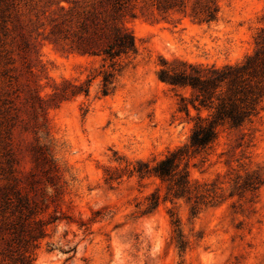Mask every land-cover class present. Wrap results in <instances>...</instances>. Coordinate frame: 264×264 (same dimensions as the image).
Segmentation results:
<instances>
[{
	"label": "rangeland",
	"instance_id": "obj_1",
	"mask_svg": "<svg viewBox=\"0 0 264 264\" xmlns=\"http://www.w3.org/2000/svg\"><path fill=\"white\" fill-rule=\"evenodd\" d=\"M69 1L0 0V94L19 95L11 137L16 166L29 171L36 146L46 142L67 182L63 201H46L60 220L49 226L35 264H264V184L255 197L240 194L234 181L248 172L264 179V110L252 127L224 128L214 149L190 163L193 179L221 187L218 206L193 215L185 200L164 199L160 180L130 176L126 167L129 161L158 160L189 138L192 124L178 111V97L158 79L163 61L240 62L256 48L264 0H217L218 18L211 23L140 1L125 21L138 55L115 91L103 96L97 77L88 96L46 105L49 135L37 140L29 88L46 96L66 79L86 82L100 67L99 57L49 37L51 19ZM204 1L189 0V12ZM110 173L119 178L108 183ZM158 188L161 202L148 213ZM172 213L180 217L185 250L177 246Z\"/></svg>",
	"mask_w": 264,
	"mask_h": 264
},
{
	"label": "trees",
	"instance_id": "obj_2",
	"mask_svg": "<svg viewBox=\"0 0 264 264\" xmlns=\"http://www.w3.org/2000/svg\"><path fill=\"white\" fill-rule=\"evenodd\" d=\"M140 1L150 2L163 13L179 12L206 23L216 21L219 14L217 0L199 2L190 12L189 0H70L69 5H61L59 16L51 19L50 39L63 41L84 55L99 57L100 67L86 82L66 79L46 96L36 87L29 88L27 102L32 109L37 140H46L49 135L46 105L56 108L78 95L88 96L97 77L101 78L103 96L115 91L118 78L138 55L135 36L125 21L128 16H135ZM255 40L253 53L240 62L219 66L164 60L157 73L158 79L178 97V111L192 124L191 132L184 144L169 149L158 160L129 161L127 171L140 179L160 180L166 190L164 199L185 200L193 215L208 206L220 205L224 194L217 183L191 177L192 159L212 151L224 128L252 127L264 110V25ZM18 97L8 91L0 94V264H35L36 250L48 236L49 226L60 220L48 212L46 201L59 204L67 193L63 172L46 142L36 146L34 165L29 171L23 173L17 168L11 137ZM117 178L110 173L107 182ZM234 181L240 194L249 192L255 197L264 184L257 172H248L244 178L236 174ZM149 200L145 210L148 213L161 202L160 188ZM171 216L179 232L177 246L185 250L180 217L177 213Z\"/></svg>",
	"mask_w": 264,
	"mask_h": 264
}]
</instances>
